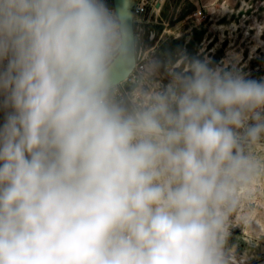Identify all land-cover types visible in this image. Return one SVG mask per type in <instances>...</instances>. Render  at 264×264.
<instances>
[{
  "label": "clouds",
  "instance_id": "obj_1",
  "mask_svg": "<svg viewBox=\"0 0 264 264\" xmlns=\"http://www.w3.org/2000/svg\"><path fill=\"white\" fill-rule=\"evenodd\" d=\"M140 43L109 0H0V264H240L264 78Z\"/></svg>",
  "mask_w": 264,
  "mask_h": 264
},
{
  "label": "rangeland",
  "instance_id": "obj_2",
  "mask_svg": "<svg viewBox=\"0 0 264 264\" xmlns=\"http://www.w3.org/2000/svg\"><path fill=\"white\" fill-rule=\"evenodd\" d=\"M149 2L146 65L153 60L166 65L171 50L182 46L216 61L232 57L242 72L264 78V0ZM109 3L114 8L113 0ZM198 11L202 16H196ZM163 78L161 72L154 82ZM229 243L240 264H264V187L235 213Z\"/></svg>",
  "mask_w": 264,
  "mask_h": 264
},
{
  "label": "built area",
  "instance_id": "obj_3",
  "mask_svg": "<svg viewBox=\"0 0 264 264\" xmlns=\"http://www.w3.org/2000/svg\"><path fill=\"white\" fill-rule=\"evenodd\" d=\"M150 5L149 0H136V3L133 7V18L137 21L138 27H140V49H141V67L143 68L146 65L147 55L149 53L146 45V27L147 24L150 22V17L147 15L148 7ZM158 6V4L156 5ZM155 6V7H156ZM156 9V8H155ZM196 16H202V11H198ZM153 36L150 37V40H153Z\"/></svg>",
  "mask_w": 264,
  "mask_h": 264
},
{
  "label": "water",
  "instance_id": "obj_4",
  "mask_svg": "<svg viewBox=\"0 0 264 264\" xmlns=\"http://www.w3.org/2000/svg\"><path fill=\"white\" fill-rule=\"evenodd\" d=\"M136 3L134 1L133 5H128V0H113L114 9L120 11L124 15H131L133 17V7Z\"/></svg>",
  "mask_w": 264,
  "mask_h": 264
},
{
  "label": "bare ground",
  "instance_id": "obj_5",
  "mask_svg": "<svg viewBox=\"0 0 264 264\" xmlns=\"http://www.w3.org/2000/svg\"><path fill=\"white\" fill-rule=\"evenodd\" d=\"M134 1H135V0H128V5H129V6L133 5Z\"/></svg>",
  "mask_w": 264,
  "mask_h": 264
}]
</instances>
